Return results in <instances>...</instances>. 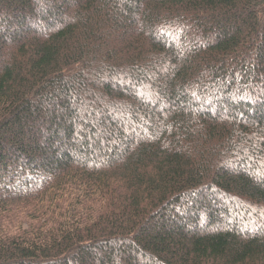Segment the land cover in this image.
Returning <instances> with one entry per match:
<instances>
[{
  "label": "trees",
  "instance_id": "obj_1",
  "mask_svg": "<svg viewBox=\"0 0 264 264\" xmlns=\"http://www.w3.org/2000/svg\"><path fill=\"white\" fill-rule=\"evenodd\" d=\"M0 264H264V0H0Z\"/></svg>",
  "mask_w": 264,
  "mask_h": 264
}]
</instances>
